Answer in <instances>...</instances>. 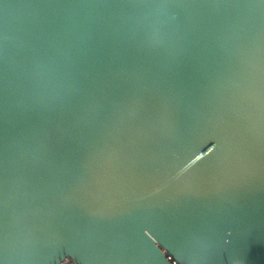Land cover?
Listing matches in <instances>:
<instances>
[{
	"label": "water",
	"instance_id": "water-1",
	"mask_svg": "<svg viewBox=\"0 0 264 264\" xmlns=\"http://www.w3.org/2000/svg\"><path fill=\"white\" fill-rule=\"evenodd\" d=\"M234 5L156 11L119 10L105 0H0V160L9 171L0 219L9 243L4 264L67 257L77 264H264V122L247 95L261 84L264 14L246 0ZM153 22L173 41H196L194 50L182 62L163 63L139 43ZM149 68L164 73L162 89L154 75L140 78ZM72 72L98 91L102 118L80 130L73 120L58 122L40 159L46 123L25 101L50 98ZM145 87L173 96L174 129L144 108L139 119L150 136L137 137L127 124L114 132L121 104L138 101ZM213 109L231 117L226 159L214 121L203 118ZM222 169L249 185L222 233L167 206H190V190L211 188ZM141 222L142 230L131 227Z\"/></svg>",
	"mask_w": 264,
	"mask_h": 264
},
{
	"label": "snow or ice",
	"instance_id": "snow-or-ice-1",
	"mask_svg": "<svg viewBox=\"0 0 264 264\" xmlns=\"http://www.w3.org/2000/svg\"><path fill=\"white\" fill-rule=\"evenodd\" d=\"M108 6L119 10L128 9H151L156 11L166 9H208L210 7H224L232 9L235 7L234 0H105ZM248 9H259L264 14V0H246ZM264 32V28H262ZM140 46L152 51L159 52L163 56V63L174 64L182 62L185 54L189 50H194L196 41L184 37L182 41H173L163 24L153 22L143 29L142 38L139 41ZM255 68V65H251ZM261 84L258 88L249 89L247 95L251 96L260 109L261 121L264 122V63L261 64ZM153 75L155 79H152ZM140 78L145 82L152 79V84L161 89L165 83V75L160 70L152 68L147 69L140 74ZM4 79L0 75V80ZM218 79V76H217ZM80 89L85 93L84 96L77 95L75 89ZM100 97L97 90L93 89L86 82H80L72 72L71 83L67 84L61 90L55 92L50 98H40L37 100H26V105L33 111L42 114L46 123L45 135L41 140L39 158L46 159L48 156V145L57 133L60 132L58 122L67 120L75 121V127L80 130V126L87 125L90 122H100L103 114V108L100 103ZM0 103V111L3 109ZM144 108H155V114L158 120L163 121L170 128L174 129L178 115V104L173 96L166 91H160L153 94L145 87L144 94L138 101L129 103L127 100L120 106V125L114 129L122 130V126L137 127V137H148L150 131L140 121V112ZM206 122H213L214 127L221 135L220 147L222 154L226 159L232 151L233 139L231 131V117L227 112H217L215 109L203 113ZM135 142V141H133ZM199 159V157H197ZM8 170L0 160V219L7 214L8 205ZM262 181H264V167H262ZM67 191H71L72 186L67 185ZM157 192L160 189H156ZM249 192V185L246 180L231 173L228 169L219 170L215 178L214 185L211 188L194 187L188 193L187 199L191 205L185 207L183 200H173L168 202V207L173 211L186 214L190 217L198 216L200 219L211 223L216 233H222L224 226L234 218L239 210L240 202L245 199ZM148 208L153 207L151 204ZM145 225L134 223L131 227L135 230L137 227L142 230ZM9 243L6 226L0 223V257L8 255ZM221 254L223 252L221 251ZM0 264H4V259H0Z\"/></svg>",
	"mask_w": 264,
	"mask_h": 264
},
{
	"label": "built area",
	"instance_id": "built-area-1",
	"mask_svg": "<svg viewBox=\"0 0 264 264\" xmlns=\"http://www.w3.org/2000/svg\"><path fill=\"white\" fill-rule=\"evenodd\" d=\"M59 264H77L73 259L67 257Z\"/></svg>",
	"mask_w": 264,
	"mask_h": 264
}]
</instances>
